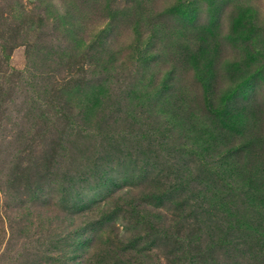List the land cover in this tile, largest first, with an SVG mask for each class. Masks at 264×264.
<instances>
[{
    "label": "rangeland",
    "instance_id": "374dc122",
    "mask_svg": "<svg viewBox=\"0 0 264 264\" xmlns=\"http://www.w3.org/2000/svg\"><path fill=\"white\" fill-rule=\"evenodd\" d=\"M0 264H264V0H0Z\"/></svg>",
    "mask_w": 264,
    "mask_h": 264
}]
</instances>
